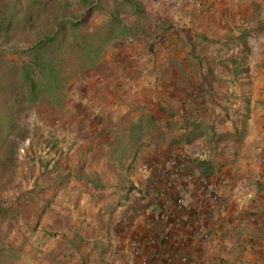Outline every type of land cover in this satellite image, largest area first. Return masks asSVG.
Listing matches in <instances>:
<instances>
[{
    "label": "crops",
    "instance_id": "crops-1",
    "mask_svg": "<svg viewBox=\"0 0 264 264\" xmlns=\"http://www.w3.org/2000/svg\"><path fill=\"white\" fill-rule=\"evenodd\" d=\"M147 1L20 157L15 264H264V0Z\"/></svg>",
    "mask_w": 264,
    "mask_h": 264
},
{
    "label": "trees",
    "instance_id": "trees-1",
    "mask_svg": "<svg viewBox=\"0 0 264 264\" xmlns=\"http://www.w3.org/2000/svg\"><path fill=\"white\" fill-rule=\"evenodd\" d=\"M41 2L29 0L30 14L33 15L37 4ZM88 2L79 1L87 7L82 15L76 17L71 13L53 10L49 14L50 18H46L48 29L43 36L21 51L25 58L21 64L5 60L6 50L0 47V190L7 189L9 184L1 180V175L5 171L13 172L15 165L20 163L17 162L16 147L17 140L26 135L19 124L23 104L32 105L41 101L49 114L62 110L68 97L70 79L77 74L82 78L97 73L91 68L96 64L99 66L107 46L113 41L135 36L141 31L140 23L148 21L141 0H120L106 23L86 33L81 25L95 7V4ZM61 5L62 0H58V6ZM119 13L131 14L132 22L125 25ZM11 27V19L0 14V39L9 38ZM69 52L78 56V60L72 64L66 62L65 54ZM200 166L204 176L212 174L207 161H201ZM21 209L20 204L14 207L0 204V230L2 222L6 221L10 231L14 223L19 222ZM3 236H7V231ZM4 237L0 236V264H15L24 240L5 242Z\"/></svg>",
    "mask_w": 264,
    "mask_h": 264
},
{
    "label": "rangeland",
    "instance_id": "rangeland-1",
    "mask_svg": "<svg viewBox=\"0 0 264 264\" xmlns=\"http://www.w3.org/2000/svg\"><path fill=\"white\" fill-rule=\"evenodd\" d=\"M79 1L80 0H62V5L59 7L58 0H42L40 4H37L38 7L32 15L30 14L28 5L29 0H0V14L3 15L4 18L11 19L12 25L9 38L6 40L0 39V47L6 50L5 60L15 64H21L25 59L21 51L33 45L48 29L46 18H50L49 14L55 10L57 12L64 11L66 13H71L75 17L82 15L87 6L81 5ZM117 1L119 2L120 0H89L88 3L92 2L95 4V7L91 11L89 18L81 25V29L88 33L100 27L103 23H106L112 12L115 11ZM141 3L146 11L151 7V4H149L147 0H141ZM118 16L125 25L130 24L133 20L131 14L119 13ZM143 23L144 21L140 23L141 27ZM139 32L141 33V31ZM65 55L66 62L69 64L78 60V56L73 52L66 53ZM100 64L99 66L97 64L92 66L91 71H100L104 62L101 60ZM81 79H83V77L81 78L79 74L70 79L67 86L68 97L65 103H67V100L72 95L79 92L81 88ZM23 105L24 109L20 113L19 124L23 131L26 132V135L23 139L17 140V162H21L22 160L20 157L24 158V156L31 157L33 162L35 158L39 159L40 157H44L43 154L47 152L45 149L48 148L45 142L51 141L50 138L54 136L51 135V130L47 128L49 119L52 120L50 122H53L56 126L58 125V127L63 130V128H61L63 122L60 118L63 112L60 110L55 114H49L46 112V107L41 101L32 105L29 103H24ZM30 161L27 160V162L31 163ZM27 173V170L26 174L24 172L21 173L20 164L18 163L15 165L13 172L5 171L4 174L1 175V180L8 181L9 183L7 189L0 190V204L2 206H16L18 203L17 200L22 198L19 187L23 182H27L29 179ZM21 211H23V214ZM21 211L19 216L21 222L14 223L15 225L11 227L10 231H8L7 222H2L0 236L4 237L3 233L7 231V236L4 237L5 242L8 240L14 242L17 238H22L24 237L23 234L27 233L28 228L23 227L22 224L25 222L23 218L29 214V209H21ZM26 223L30 225L29 222Z\"/></svg>",
    "mask_w": 264,
    "mask_h": 264
},
{
    "label": "built area",
    "instance_id": "built-area-1",
    "mask_svg": "<svg viewBox=\"0 0 264 264\" xmlns=\"http://www.w3.org/2000/svg\"><path fill=\"white\" fill-rule=\"evenodd\" d=\"M200 3H196V6L197 7H200ZM179 163L178 165H176V169H180L182 167V164H183V161H184V157L181 156V158H179ZM160 167V163L158 161H153V162H144L142 163L139 167H138V171H148L150 168H159ZM225 183V178H223L221 180V184H224ZM175 204L177 206H180L183 204V200L180 198V197H177L176 200H175ZM161 219L163 220H168V216L166 214H162L161 215ZM183 260H185L183 258Z\"/></svg>",
    "mask_w": 264,
    "mask_h": 264
}]
</instances>
